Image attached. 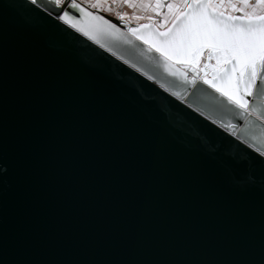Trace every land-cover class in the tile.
I'll return each mask as SVG.
<instances>
[{"label":"water","instance_id":"1","mask_svg":"<svg viewBox=\"0 0 264 264\" xmlns=\"http://www.w3.org/2000/svg\"><path fill=\"white\" fill-rule=\"evenodd\" d=\"M142 23L116 25L125 48L147 50L128 31ZM5 40L8 264H238L259 253L264 176L233 163L237 150L210 155L204 139L215 137L161 112L155 82L122 78L71 36L9 18Z\"/></svg>","mask_w":264,"mask_h":264},{"label":"snow or ice","instance_id":"2","mask_svg":"<svg viewBox=\"0 0 264 264\" xmlns=\"http://www.w3.org/2000/svg\"><path fill=\"white\" fill-rule=\"evenodd\" d=\"M113 4L136 7L135 0H0V145L5 135V33L11 18L22 27L48 28L71 36L90 59L103 58L120 71L122 78L135 83L145 78L148 83L155 82L156 97L166 101L161 112L168 115L175 108L215 137L214 144L204 139L210 155H215L221 145H230L239 155L233 163L258 168L264 176V0H239V7L232 0L144 3L143 7L151 8L159 19L136 16L148 23L128 31L143 41L147 50L142 46L125 48L124 44L131 45V40L120 42L116 25L128 13L116 12L115 23L112 17L106 20L98 14L111 13ZM162 8L171 14V26H166L167 15L160 16ZM226 8L239 14H229ZM148 28L152 31L147 35L141 32ZM79 34L100 48L81 40ZM103 48L111 55H105ZM176 65L185 70H178ZM229 115L236 123L225 121ZM11 163L0 148V264H8L6 204ZM238 264H264V242L257 255Z\"/></svg>","mask_w":264,"mask_h":264},{"label":"rangeland","instance_id":"3","mask_svg":"<svg viewBox=\"0 0 264 264\" xmlns=\"http://www.w3.org/2000/svg\"><path fill=\"white\" fill-rule=\"evenodd\" d=\"M177 2L176 0H173V2ZM108 3H111V0H108ZM104 7H107V4L104 5ZM113 7V11L109 14L115 16L116 12L118 11H123V12H126L128 13V19L130 21H133V22H143V21H147V20H137L135 17L136 16H152L154 18V20H158L159 17L157 16V13H155L151 8H144L143 6H137L135 8H129L123 4H113L112 5ZM167 15L168 18H169V23L171 21V14L168 13L167 9L166 8H162L160 10V16H165Z\"/></svg>","mask_w":264,"mask_h":264},{"label":"crops","instance_id":"4","mask_svg":"<svg viewBox=\"0 0 264 264\" xmlns=\"http://www.w3.org/2000/svg\"><path fill=\"white\" fill-rule=\"evenodd\" d=\"M177 2H179V0H176ZM136 5L137 6H143L144 3H151V4H155L156 0H135ZM161 3H168V2H173V0H160ZM175 2V1H174ZM233 3H237L238 7L239 5V0H232ZM255 0H249V3H254ZM225 3H227V0H225ZM117 5V4H115ZM225 10L232 12L231 8H226ZM239 14V13H238Z\"/></svg>","mask_w":264,"mask_h":264},{"label":"flooded vegetation","instance_id":"5","mask_svg":"<svg viewBox=\"0 0 264 264\" xmlns=\"http://www.w3.org/2000/svg\"><path fill=\"white\" fill-rule=\"evenodd\" d=\"M126 19H128V16H125Z\"/></svg>","mask_w":264,"mask_h":264}]
</instances>
